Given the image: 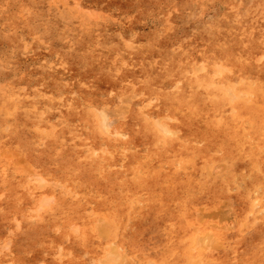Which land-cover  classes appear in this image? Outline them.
I'll return each mask as SVG.
<instances>
[{"label":"rangeland","instance_id":"374dc122","mask_svg":"<svg viewBox=\"0 0 264 264\" xmlns=\"http://www.w3.org/2000/svg\"><path fill=\"white\" fill-rule=\"evenodd\" d=\"M195 263L264 264V0H0V264Z\"/></svg>","mask_w":264,"mask_h":264},{"label":"bare ground","instance_id":"6f19581e","mask_svg":"<svg viewBox=\"0 0 264 264\" xmlns=\"http://www.w3.org/2000/svg\"><path fill=\"white\" fill-rule=\"evenodd\" d=\"M58 1V0H57ZM244 18V17H243ZM245 19V18H244ZM240 24V23H239ZM238 24V25H239ZM243 24V23H242ZM257 24V23H256ZM259 25V24H258ZM235 26H236V24H235ZM248 26V25H247ZM239 28H240V26H239ZM263 28V27H262ZM247 29V28H246ZM225 32V31H224ZM258 33V32H257ZM228 35H229V33H228ZM223 38V37H222ZM262 39V38H261ZM235 42H237V41H235ZM234 43V42H233ZM259 43H261V42H259ZM230 44V43H229ZM258 44V43H257ZM261 45V44H260ZM235 46V45H234ZM249 47H250V45H249ZM231 48V47H230ZM245 48V47H244ZM233 49H234V47H233ZM240 49V48H239ZM246 49V48H245ZM236 52V51H235ZM244 52V51H243ZM240 53V52H239ZM253 60V59H252ZM253 62V61H252ZM228 63V62H227ZM247 63V62H246ZM249 65V64H248ZM235 68V67H234ZM252 69V68H251ZM254 70V69H253ZM246 71V70H245ZM248 71V70H247ZM263 71V70H262ZM244 72V71H243ZM253 72V71H252ZM240 73H241V71H240ZM245 74V73H244ZM263 75V74H262ZM257 76V75H256ZM258 82V81H257ZM55 83V82H54ZM60 84V83H59ZM59 86V85H58ZM63 86V85H62ZM263 86V85H262ZM54 88V87H53ZM259 89V88H258ZM252 90V89H251ZM259 92V91H258ZM59 93V92H58ZM100 94V93H99ZM260 100V99H259ZM262 100V99H261ZM220 106V105H219ZM260 108V107H259ZM222 109V108H221ZM240 110V109H239ZM243 111H244V109H243ZM103 117H104V120H107V114H103ZM11 170V169H10ZM43 189V188H42ZM136 201V200H135ZM205 223V222H204ZM126 236V235H125ZM213 247V246H212ZM189 249V248H188ZM228 251V250H227ZM130 258V257H129ZM196 264V263H195Z\"/></svg>","mask_w":264,"mask_h":264}]
</instances>
